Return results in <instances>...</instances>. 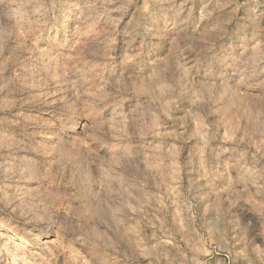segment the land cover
<instances>
[{"label": "clouds", "instance_id": "clouds-1", "mask_svg": "<svg viewBox=\"0 0 264 264\" xmlns=\"http://www.w3.org/2000/svg\"><path fill=\"white\" fill-rule=\"evenodd\" d=\"M0 264H264V0H0Z\"/></svg>", "mask_w": 264, "mask_h": 264}]
</instances>
